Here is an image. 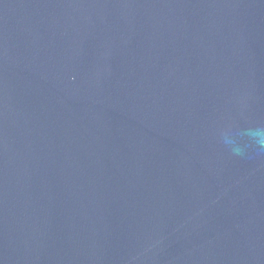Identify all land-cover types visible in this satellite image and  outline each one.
Here are the masks:
<instances>
[{
    "label": "water",
    "instance_id": "95a60500",
    "mask_svg": "<svg viewBox=\"0 0 264 264\" xmlns=\"http://www.w3.org/2000/svg\"><path fill=\"white\" fill-rule=\"evenodd\" d=\"M262 126L264 0H0V264H264Z\"/></svg>",
    "mask_w": 264,
    "mask_h": 264
},
{
    "label": "clouds",
    "instance_id": "9594fccd",
    "mask_svg": "<svg viewBox=\"0 0 264 264\" xmlns=\"http://www.w3.org/2000/svg\"><path fill=\"white\" fill-rule=\"evenodd\" d=\"M250 139L256 145L257 155H264V126L257 127L249 130ZM222 142L229 150L236 156H244L246 154V148L248 145H245L244 148H241L236 145V143L229 139L226 132L221 134Z\"/></svg>",
    "mask_w": 264,
    "mask_h": 264
}]
</instances>
